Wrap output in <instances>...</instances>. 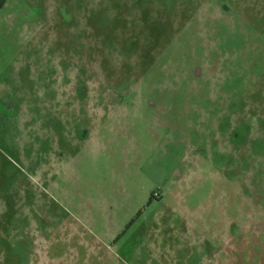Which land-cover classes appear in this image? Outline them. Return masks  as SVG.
Returning a JSON list of instances; mask_svg holds the SVG:
<instances>
[{"label":"rangeland","instance_id":"1","mask_svg":"<svg viewBox=\"0 0 264 264\" xmlns=\"http://www.w3.org/2000/svg\"><path fill=\"white\" fill-rule=\"evenodd\" d=\"M0 264H264V0H0Z\"/></svg>","mask_w":264,"mask_h":264}]
</instances>
